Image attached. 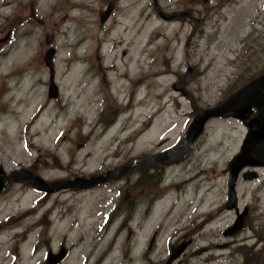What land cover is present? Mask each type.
<instances>
[{"label":"rangeland","instance_id":"374dc122","mask_svg":"<svg viewBox=\"0 0 264 264\" xmlns=\"http://www.w3.org/2000/svg\"><path fill=\"white\" fill-rule=\"evenodd\" d=\"M69 1L60 10L59 0H0L6 174L28 170L46 183L107 175L171 148L200 111L264 73V0ZM246 133L231 114L211 118L179 161L139 163L89 189L44 196L10 177L0 264H45L63 246L59 264H164L183 243L171 264H264V167L253 180L239 175L237 209L225 208L228 163ZM245 207L242 227L225 235Z\"/></svg>","mask_w":264,"mask_h":264},{"label":"water","instance_id":"95a60500","mask_svg":"<svg viewBox=\"0 0 264 264\" xmlns=\"http://www.w3.org/2000/svg\"><path fill=\"white\" fill-rule=\"evenodd\" d=\"M110 7V6H109ZM101 12V21L109 14L110 8ZM54 49L46 51L44 62L49 68V97H56L58 95V87L54 83V67H53ZM264 74L252 80L249 84L242 87L236 93L231 95L224 102L217 106L206 108L200 111L189 124L185 138L177 143L175 146L168 148L159 154L155 155H140L133 158L129 163L123 167L108 172L107 175H97L86 177H75L72 179H63L46 183L43 179L33 175L28 170H22L18 173L6 174L5 170L0 168V191L3 188L4 181L14 175H22L23 178L30 180L31 184L37 186L38 189L45 193H51L65 188H79L89 189L100 183H104L109 179L118 178L124 175L134 165L138 163H156V162H173L182 159L192 144L199 138L204 131L207 121L214 117L222 116L226 113L232 112L233 116L240 120H245L252 113L253 108H256L258 115L256 118L250 120L247 126L251 129L255 124V129L249 130L241 146L240 152L236 154L228 164L229 175L227 178V201L225 203L226 209H237V192L236 184L240 171L244 167L264 166ZM243 177L247 180H253L257 177L255 170H248L243 173ZM17 179L16 177H14ZM248 207H245L243 213L238 214L234 224L228 227L225 235L233 234L242 227L243 218L247 214ZM152 242V241H151ZM151 245V243H150ZM184 243L177 248L171 249V255L164 264H171L184 250ZM204 249H199L195 253L199 254ZM67 255V249L63 246L56 253H47L45 264H59Z\"/></svg>","mask_w":264,"mask_h":264},{"label":"bare ground","instance_id":"6f19581e","mask_svg":"<svg viewBox=\"0 0 264 264\" xmlns=\"http://www.w3.org/2000/svg\"><path fill=\"white\" fill-rule=\"evenodd\" d=\"M59 2H60V4H59V9L60 10H63V9H65V8H68L69 7V2H73V1H66V0H59ZM75 3H77V4H82L83 2H81L80 0H78V1H75ZM81 23L82 22H84V19H82L81 21H80ZM120 76H122L123 77V75L122 74H120ZM146 76H149V78L147 79L146 78ZM121 77V78H122ZM143 78H144V80H145V83L146 84H149L150 85V82H149V80H150V78H151V75L150 74H146L145 76H142Z\"/></svg>","mask_w":264,"mask_h":264},{"label":"flooded vegetation","instance_id":"af4514ba","mask_svg":"<svg viewBox=\"0 0 264 264\" xmlns=\"http://www.w3.org/2000/svg\"><path fill=\"white\" fill-rule=\"evenodd\" d=\"M253 114H255V115H253ZM256 116H257V112H256V111L252 112V114L250 115L251 118H252V117L255 118ZM248 121H249V120H247V121H243V123L247 126ZM254 126H255V124H253V127H252L250 130H253V129H254ZM248 168L253 169V167H248Z\"/></svg>","mask_w":264,"mask_h":264},{"label":"trees","instance_id":"16d2710c","mask_svg":"<svg viewBox=\"0 0 264 264\" xmlns=\"http://www.w3.org/2000/svg\"><path fill=\"white\" fill-rule=\"evenodd\" d=\"M156 163H161V162H156ZM141 165H144V164H142L141 163ZM150 165H155V167L154 168H156L157 167V164H150ZM155 177H154V174H149L148 176H147V180L148 181H150V180H153Z\"/></svg>","mask_w":264,"mask_h":264}]
</instances>
